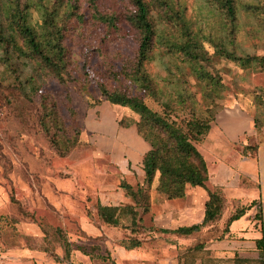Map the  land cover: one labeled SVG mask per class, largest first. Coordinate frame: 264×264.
<instances>
[{"label": "rangeland", "instance_id": "374dc122", "mask_svg": "<svg viewBox=\"0 0 264 264\" xmlns=\"http://www.w3.org/2000/svg\"><path fill=\"white\" fill-rule=\"evenodd\" d=\"M9 1L0 0L3 7ZM21 1L29 6L31 24L39 33H43L46 11L64 16L74 0ZM167 1L185 13L194 33L201 38L210 57L209 62L204 65L221 82L220 95L215 100L207 97L205 83L193 72L189 61L177 53L167 51L163 43L158 42L145 67L156 82L160 100L147 96V104L162 111L163 102L176 103L180 94H187L185 112L182 111L180 103L176 105L180 116L204 118L213 115V122L220 112L242 108L252 119L257 140L246 142L245 137H242L233 142L232 149H229L232 150L229 160L235 164L236 153L255 157L264 141V71L252 65L244 67L236 61L215 54L213 42L227 40V29L224 15L214 2ZM249 2L264 6V0H239V30L235 46L229 42L228 45L239 55L248 53L261 56L264 55V22L261 21L262 18L243 9L244 4ZM96 3L100 11L111 14L122 15L130 7L129 0H97ZM77 5L88 17L86 29L90 32L70 36L66 43L72 45L77 37L74 56L78 59L87 58L91 62L89 73L82 75L80 84L68 81V91L77 111V123L81 130L78 146L68 154L54 149L41 128L43 109L39 98L30 101L18 95L12 104L3 100L0 106V264H120V260L111 259L110 252L120 246V240L130 235V230L126 227L133 223V215L130 210L124 213L117 227L102 224L97 213L98 203L133 205L139 213H143L149 200L158 196L160 202L155 199L152 201L153 212L156 214L159 205L177 206L182 201L181 198L167 200L164 192L157 194L155 189L153 191L145 182L142 158L129 162L128 148L120 149L121 145L109 143V139L117 137V134L110 132L112 129L121 131L129 128L120 125L121 119L129 121L138 119L139 115L129 107L105 100L94 72L96 69H103L106 62L113 59L115 52V55L120 53L125 57L132 55L137 46L136 30L124 22L120 24L123 28L121 32L108 34L106 27L98 24L92 16L94 6L90 5L89 0H77ZM152 15L160 34L174 33L158 8L152 10ZM90 48L93 50H89ZM98 48L105 52L107 58H102V51ZM9 79L6 66L0 61V90ZM47 87L56 95L67 91L54 79L47 81ZM100 99L101 103L96 104ZM106 121L110 128L104 131L100 125ZM47 123L51 126L52 133L57 134L61 151H65L68 146V133L58 129L61 121L57 124L49 121ZM205 140L199 145L203 154ZM257 144L259 148L255 151ZM246 145L250 147L245 148ZM206 158L210 159L208 155ZM209 164L210 170H213L214 163ZM155 182H158V177ZM207 183L212 186L214 181L209 179ZM124 184L132 185V191L129 192ZM247 193L254 194L259 191L255 188H229L226 196H237L243 203H248L252 197L246 195ZM234 208L231 204L227 205L221 220L207 225L186 239L187 244L205 243L204 249L193 251L197 256H202L203 264L232 263V257L226 259L218 256L230 249L225 247L230 241L221 242L230 238H214L220 236L224 221ZM146 213H143L144 225L137 234L142 239L148 238L151 234L147 229L154 227L150 215L146 216ZM196 220L188 221L185 225L196 224ZM180 222L181 219H175L172 226L176 227ZM231 229L234 232L243 230L242 233L248 241L253 237L264 236L261 228H254L252 222L246 218L234 221ZM67 242L71 245L69 259H65ZM210 243L222 248L210 253L206 250ZM150 245L153 249L148 255L153 257L159 254L161 248L164 251L168 248L160 240ZM243 248V254L247 258L260 257L259 253L257 257H253L254 250L251 245L244 244Z\"/></svg>", "mask_w": 264, "mask_h": 264}, {"label": "trees", "instance_id": "16d2710c", "mask_svg": "<svg viewBox=\"0 0 264 264\" xmlns=\"http://www.w3.org/2000/svg\"><path fill=\"white\" fill-rule=\"evenodd\" d=\"M94 6L91 12L96 22L106 27L108 34L122 31L120 24L128 23L136 30V48L132 55L127 57L113 55L112 60L106 62L103 69H96L97 84L105 100L112 104L129 107L139 115L138 119L125 121L121 119L120 125L130 127L136 125L138 133L150 144V149L142 157L145 173V182L152 186L158 177L157 189L164 192L167 199L181 198L186 195L188 185L207 187L210 171L205 155L199 145L205 140L212 128L213 115L207 117H181L176 105H182L185 112L188 95L180 94L178 102H163L162 111L151 108L146 97L160 100V92L153 76L147 71L145 65L151 59L155 45L162 42L167 51L183 56L191 64L193 72L205 83V95L212 100L219 96L221 82L217 76L208 71L204 63L209 62L208 51L201 38L194 33L191 23L185 13L167 0H129V9L120 14L102 12L97 7V0H89ZM222 11L226 23L227 40H214L215 54L236 61L242 66H256L264 71V55H239L228 42L235 46V39L239 30V0H210ZM3 7L0 2V48L2 55L0 61L6 66L10 79L4 83L0 90V106L2 101L12 104L15 96H21L33 101L39 98L43 109L40 124L43 132L49 138L54 149L68 154L79 144L80 127L77 123V111L72 104L68 91V81L80 84L82 75L89 73L91 62L87 58L78 59L74 56L75 37L72 45H68L70 36H80L90 32L86 29L88 17L80 11L77 0L72 1V7L64 16H57L56 12L46 11L43 18V33H39L30 22L29 6L21 0H10ZM158 8L164 20L173 28V34L162 35L152 15V10ZM245 11L262 18L264 22V6L254 2L244 4ZM108 38V35L106 34ZM89 50H93L90 48ZM100 55L107 58L102 49ZM19 66V67H18ZM56 80L66 92L56 95L49 87L47 81ZM46 81V82H45ZM101 99L96 104L101 103ZM63 111V113H62ZM59 123L58 129L68 133V146L61 151L56 139L57 134L47 122ZM246 145L245 148H249ZM258 150L259 145H256ZM242 186H252L246 176H241ZM130 192L132 185L124 184ZM209 197L205 204V213L202 222L180 226L175 229L150 227V231L157 230L170 233L179 238H191L195 233L207 225L219 221L224 216L227 205L234 210L225 219L220 236L214 240L230 238V226L243 217L256 201L243 204L238 200L227 199L222 186L208 188ZM147 201V200H146ZM236 205V206H235ZM131 211L134 221L126 228L130 235L120 240V245L134 248L142 245L145 239L137 236L144 225L143 213L149 211V203L145 205L143 213H139L133 205H115L98 203L97 213L102 224L119 226L121 217ZM261 220V211L255 215ZM146 228L144 227V230ZM150 239H155L151 234ZM259 258L250 259L236 254L231 264H264V236L255 239ZM66 258L70 257V243H66ZM205 248L204 242L187 244L190 251H201Z\"/></svg>", "mask_w": 264, "mask_h": 264}, {"label": "crops", "instance_id": "0c3cea01", "mask_svg": "<svg viewBox=\"0 0 264 264\" xmlns=\"http://www.w3.org/2000/svg\"><path fill=\"white\" fill-rule=\"evenodd\" d=\"M218 115L216 121L212 123V128L204 144L206 147L204 150L205 157H207V155L210 157L209 160L206 158L210 171V179L214 181V183L212 186H209L207 183V187H194L188 185L186 188V195L181 197L182 201L178 203L177 206H168V204L159 205V211H157L156 214L153 212L152 201L155 199L157 202H160L161 199L156 196V198H152L151 201L149 200V211L146 213V216L150 215V220L153 221L152 225L154 227L175 229L180 226H186L185 224L188 223V221H193V219H197L196 221L198 223L202 222L205 213V204L209 197L208 188L211 189L213 186H222L225 195L229 188H255L259 191V193L246 194L252 197V200L248 203L256 201V204L241 218L250 220L254 228H261V231L264 232V141L261 143L259 152L255 157L236 153L237 160L235 164H233L229 160V154L230 151H232L229 150L232 149L231 144L242 137H245L246 142L257 140V134L252 126L251 117L242 108L220 112ZM100 127L106 131L110 128V125H108L106 121L102 123ZM110 132L115 133V135L117 134V137H113L111 140L109 139L110 144H118L122 146L120 149L128 148V150H130L128 154L129 162L133 160L138 161V159L142 158L150 149V144L139 135L136 125H132L121 131H116L114 128ZM210 162L214 163L213 170H210ZM242 175L248 176L255 184L250 187L242 186L240 184ZM157 184L158 182H155L150 188L153 191L155 189L158 194L160 192L157 189ZM227 199L229 201L235 199L243 203L237 196H232L231 198L227 197ZM167 200L171 201L175 199ZM258 211H261V220L255 218ZM175 219H181V224L173 227L172 223H174ZM231 227L232 225L230 226L229 232L230 239L221 241H230L229 244L225 246L230 249L218 256L226 259L234 257L236 254L241 257H247V255L243 254V252H245L243 246L244 244H249L254 250L253 257H257L258 249L255 239L260 237H253L251 241H248V238L242 233L243 230L239 229L238 232H234ZM149 233L152 234L155 239L152 240L150 239L151 236H149L142 245L134 248H126L120 245L110 252L111 259L120 260V264H203L202 256H197L195 252L187 249L186 238H179L177 236H172L170 233H162L157 230L150 231ZM163 236L165 237L163 238ZM156 240L165 242L168 248H166L165 251L161 248L159 254L153 257L151 254L148 255V253L153 249L150 244H153ZM231 242H234V244L231 245ZM212 244L213 243H210L208 247H206V250L210 251V253H215L218 248H222ZM147 245H150V247Z\"/></svg>", "mask_w": 264, "mask_h": 264}]
</instances>
